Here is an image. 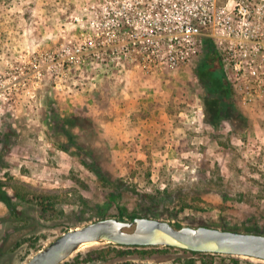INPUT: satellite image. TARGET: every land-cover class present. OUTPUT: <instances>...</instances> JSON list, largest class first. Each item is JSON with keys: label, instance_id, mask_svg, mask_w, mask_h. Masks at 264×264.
Instances as JSON below:
<instances>
[{"label": "rangeland", "instance_id": "374dc122", "mask_svg": "<svg viewBox=\"0 0 264 264\" xmlns=\"http://www.w3.org/2000/svg\"><path fill=\"white\" fill-rule=\"evenodd\" d=\"M95 1L0 0V264H25L65 230L120 208L125 219L264 233V50L257 73L238 79L211 41L161 74L96 75L88 58L63 75L62 43L80 41ZM210 48L229 89L218 107L198 74ZM86 246L59 264H264L164 245L124 256L113 248L126 246Z\"/></svg>", "mask_w": 264, "mask_h": 264}, {"label": "built area", "instance_id": "2783aa9c", "mask_svg": "<svg viewBox=\"0 0 264 264\" xmlns=\"http://www.w3.org/2000/svg\"><path fill=\"white\" fill-rule=\"evenodd\" d=\"M258 1L96 0L89 24L80 22V41L62 43L63 75L74 62L80 72L88 58L96 75L130 69L161 74L189 63L209 41L237 79L255 75L264 50V0Z\"/></svg>", "mask_w": 264, "mask_h": 264}, {"label": "water", "instance_id": "95a60500", "mask_svg": "<svg viewBox=\"0 0 264 264\" xmlns=\"http://www.w3.org/2000/svg\"><path fill=\"white\" fill-rule=\"evenodd\" d=\"M170 246L189 251L241 255L264 261V233L205 224L177 225L157 217H102L69 228L33 253L25 264H59L82 246ZM86 246V247H87Z\"/></svg>", "mask_w": 264, "mask_h": 264}, {"label": "trees", "instance_id": "16d2710c", "mask_svg": "<svg viewBox=\"0 0 264 264\" xmlns=\"http://www.w3.org/2000/svg\"><path fill=\"white\" fill-rule=\"evenodd\" d=\"M215 51L213 48H210L208 50V56L211 58H208L204 61V63L200 66V69L198 71V74L202 77L208 80V90L211 93H215L217 95L216 98H212L211 101L218 107L221 105H224L226 102V98L229 95V89L228 85L226 84L225 81V75L221 71V67L216 64V62L221 64V61L219 57H217L216 54H214ZM217 60V61H216ZM212 62V63H211ZM3 199V198H2ZM4 202L6 205L10 208V210L13 209V205L10 202L8 198H4ZM15 214V212H13ZM120 218H123L124 216V210L120 208L119 210V215ZM135 215H131V218ZM127 248H113L115 253L119 256H124L127 255L128 253L132 252L133 249H138V246H126ZM134 247V248H130ZM145 247V246H142ZM165 247H170V246H165ZM112 248H110V245L108 246H98V247H93L89 249L88 251V258L91 260H94L95 258H102L105 256V253L110 251ZM184 250V249H183ZM140 251V250H138ZM142 252H148L147 249L141 250ZM186 251V250H184ZM191 253H202V252H196V251H190ZM70 264H73L72 262ZM121 264H143V263H135L133 261H126ZM173 264H197L194 258H187L184 262H178V263H173Z\"/></svg>", "mask_w": 264, "mask_h": 264}]
</instances>
